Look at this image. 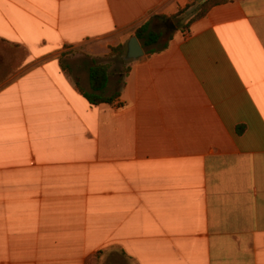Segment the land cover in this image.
Instances as JSON below:
<instances>
[{
  "label": "crops",
  "instance_id": "obj_1",
  "mask_svg": "<svg viewBox=\"0 0 264 264\" xmlns=\"http://www.w3.org/2000/svg\"><path fill=\"white\" fill-rule=\"evenodd\" d=\"M206 1L0 0V264H264V0L143 47L113 105L83 94Z\"/></svg>",
  "mask_w": 264,
  "mask_h": 264
},
{
  "label": "trees",
  "instance_id": "obj_2",
  "mask_svg": "<svg viewBox=\"0 0 264 264\" xmlns=\"http://www.w3.org/2000/svg\"><path fill=\"white\" fill-rule=\"evenodd\" d=\"M226 0H207L203 5L200 6V12L195 16L188 25L194 21L203 18L212 8L219 6L225 3ZM191 6H188L186 9L181 11L177 16L173 17L172 20L180 17L185 10L189 9ZM163 17H156L152 20L146 22L142 25L136 32V37L139 41L142 42L144 48L158 47L161 50H164L168 47V42L162 43V34L155 32L152 29V24L156 19ZM187 25V26H188ZM156 52L155 50L147 51V54H152ZM125 53V47L120 46L118 48H112L111 53L103 59H93L92 66L89 70L91 92L83 93L85 98L89 101L91 105L98 106L102 104L113 105L121 97L122 90L125 86V78L130 72V69H126L122 76L118 79L115 92L112 96H107V89L110 84L111 77L113 74L110 72L109 61L113 59L122 60V56ZM242 132V128L239 129V133Z\"/></svg>",
  "mask_w": 264,
  "mask_h": 264
},
{
  "label": "rangeland",
  "instance_id": "obj_3",
  "mask_svg": "<svg viewBox=\"0 0 264 264\" xmlns=\"http://www.w3.org/2000/svg\"><path fill=\"white\" fill-rule=\"evenodd\" d=\"M200 7H197V4L192 5L189 9L185 10L184 13L182 14L181 17L172 20L170 25H173L174 29L185 27L188 25V23L199 14L200 12ZM188 22V23H187ZM173 30V29H172ZM172 30L169 32L171 33ZM165 29H162L160 32L159 30L156 29V32L159 34H162V42L164 43L168 36L170 35L169 33L164 34ZM162 32V33H161ZM118 63H114L115 67L114 70L118 73H123L125 71V64L126 62H123L122 60H118ZM118 64V66H117ZM118 80L115 79L113 81L114 87H116ZM99 264H136L134 261L130 260L128 257L124 256L120 252L117 253L116 255H103L100 256L98 259Z\"/></svg>",
  "mask_w": 264,
  "mask_h": 264
},
{
  "label": "water",
  "instance_id": "obj_4",
  "mask_svg": "<svg viewBox=\"0 0 264 264\" xmlns=\"http://www.w3.org/2000/svg\"><path fill=\"white\" fill-rule=\"evenodd\" d=\"M145 58L146 52L139 39L136 36L132 37L125 46V53L122 56V59L126 63H132L144 60Z\"/></svg>",
  "mask_w": 264,
  "mask_h": 264
},
{
  "label": "flooded vegetation",
  "instance_id": "obj_5",
  "mask_svg": "<svg viewBox=\"0 0 264 264\" xmlns=\"http://www.w3.org/2000/svg\"><path fill=\"white\" fill-rule=\"evenodd\" d=\"M173 28V25H170V23H162L157 26V29L161 31L162 29H165L164 34L169 33L171 29ZM162 33V32H161Z\"/></svg>",
  "mask_w": 264,
  "mask_h": 264
}]
</instances>
